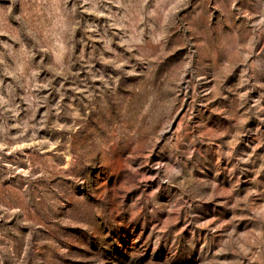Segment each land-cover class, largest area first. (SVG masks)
Wrapping results in <instances>:
<instances>
[{"label": "rangeland", "instance_id": "1", "mask_svg": "<svg viewBox=\"0 0 264 264\" xmlns=\"http://www.w3.org/2000/svg\"><path fill=\"white\" fill-rule=\"evenodd\" d=\"M0 264H264V0H0Z\"/></svg>", "mask_w": 264, "mask_h": 264}]
</instances>
